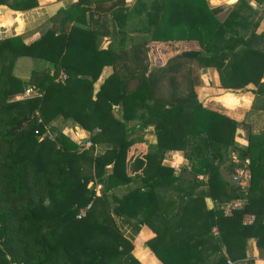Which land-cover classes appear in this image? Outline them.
<instances>
[{"label":"trees","instance_id":"obj_1","mask_svg":"<svg viewBox=\"0 0 264 264\" xmlns=\"http://www.w3.org/2000/svg\"><path fill=\"white\" fill-rule=\"evenodd\" d=\"M0 5L23 11L38 0ZM227 7L223 16L207 0H76L30 41L0 39V264H141L115 217L150 226L146 245L163 264H226L245 256L249 238L264 256V126L240 143L241 123L196 92L212 68L220 88L253 84L250 110L264 115V33L247 0ZM154 45L170 49L161 63ZM20 57L37 62L28 79L14 73ZM28 84L39 94L15 99ZM57 119L85 130L91 146L78 150ZM174 150L187 160L178 172L163 164ZM231 152L237 162L226 165ZM238 168L246 189L225 178ZM235 199L242 207L225 215Z\"/></svg>","mask_w":264,"mask_h":264},{"label":"crops","instance_id":"obj_2","mask_svg":"<svg viewBox=\"0 0 264 264\" xmlns=\"http://www.w3.org/2000/svg\"><path fill=\"white\" fill-rule=\"evenodd\" d=\"M75 1L76 0H38V5L36 7L23 11L12 10L5 5H0V39L8 36L23 35L26 41H30L35 36L39 35V29L46 23L49 17L57 13L60 9L67 8ZM207 1L211 9H218L220 13L225 16L229 10L227 6L235 5L239 0L233 3H228V0ZM247 2L248 5L256 11L253 18L254 20H258L255 32L264 33V0H247ZM29 36L32 38L28 39ZM108 41L107 38H104L102 46L105 47ZM183 44L186 47H197L194 41H183ZM18 59L16 60L14 73L21 78H25L17 73ZM111 71V66H105L103 68L99 79L94 84L95 89H98L99 85ZM202 80L203 84L196 87L198 99L204 107L218 111L241 123L237 129L236 136L240 143H245L247 141L249 132L258 133L263 129L264 115L261 112H252L250 110L254 99L253 89L255 86L253 84H248L245 90H228L220 88L218 74L216 70L212 68H207L202 72ZM16 96H18V94ZM16 96L15 99H17ZM53 124L56 125V128L58 125L62 126V129H58V132L68 137L70 140L77 136L82 138L88 137L85 130L79 126H74V123H71L70 120L57 119ZM103 149L104 146H97L95 151L101 152ZM163 164L173 167L175 171L178 172L180 167L187 165V160L183 157L182 151L174 150L164 154ZM120 188L115 190H119ZM205 202L208 209L213 207L211 198H205ZM232 202H237L240 206L233 209H240L243 205V200L239 199L225 203L222 206L225 215H229L233 210L231 209L228 211V209L224 208L228 203ZM253 219V214H245L243 222L248 223ZM115 222L123 235L131 241L132 255L139 260L141 264H163L146 245V241L155 235L150 226L146 224L136 226L134 219L130 220L119 217H115ZM213 230L216 231L215 229ZM261 243L260 240L249 238L245 247V256L243 258L229 260L232 261V264H248L249 262L253 264H264V256L260 255L259 252Z\"/></svg>","mask_w":264,"mask_h":264},{"label":"built area","instance_id":"obj_3","mask_svg":"<svg viewBox=\"0 0 264 264\" xmlns=\"http://www.w3.org/2000/svg\"><path fill=\"white\" fill-rule=\"evenodd\" d=\"M66 75L64 73H60L57 79H65ZM39 92L32 87L31 85H26L23 89V92H21L20 94H18V96H16L17 99H23V98H27V97H31V96H35L38 95ZM45 136H47L50 139H53L54 136L52 133H50L48 130L45 131ZM72 141L75 143V145L77 146L78 150H83L86 149L88 147L91 146V141L87 138H82V137H76L73 138ZM248 178V171L243 169V168H238L235 170V172L232 174V180L234 182H236L242 189H246V179ZM101 184H96L95 190L99 191L101 189ZM239 205L236 202H232V203H228L224 208L228 209V211H230L233 208H237ZM240 207V206H239ZM88 208V207H87ZM82 214H84V210L77 215V217H80ZM226 264H232V261L228 260Z\"/></svg>","mask_w":264,"mask_h":264},{"label":"rangeland","instance_id":"obj_4","mask_svg":"<svg viewBox=\"0 0 264 264\" xmlns=\"http://www.w3.org/2000/svg\"><path fill=\"white\" fill-rule=\"evenodd\" d=\"M30 38H32V37L29 36L28 39H30ZM153 52H154L153 53V59H154V62H156V63H161L162 61L165 60V58H167L171 54L170 49L165 48L163 46H159V45H154L153 46ZM18 60H19V62L17 63V73L19 75L24 76L26 79H28V77L31 74V68L33 66H37V64H36L37 62H35L33 59L28 58V57H21ZM70 122L72 123V121H70ZM75 125L78 126L77 124H74V126ZM61 127L62 126L58 125V127L56 128L57 131H58V129L59 130L62 129ZM46 129L50 133H52L53 136H54V132L50 128H46ZM127 131H128V133H130L129 128H128ZM147 136L150 137V135H147ZM150 139H151V137H150ZM95 149H97V147ZM225 159H226V161L224 163L226 165L229 163V161L237 162V159H236L235 154L233 152L228 153L225 156ZM224 174H225V178L226 179H228V177H232L231 175H228L227 172H225ZM246 184L248 185V179H246ZM132 186L133 185L120 188L119 190H114L113 193L116 194V195H122L123 193L127 192ZM96 193H99V191H96Z\"/></svg>","mask_w":264,"mask_h":264},{"label":"water","instance_id":"obj_5","mask_svg":"<svg viewBox=\"0 0 264 264\" xmlns=\"http://www.w3.org/2000/svg\"><path fill=\"white\" fill-rule=\"evenodd\" d=\"M231 0H228V3H233L234 1H236V0H234L233 2H230Z\"/></svg>","mask_w":264,"mask_h":264},{"label":"bare ground","instance_id":"obj_6","mask_svg":"<svg viewBox=\"0 0 264 264\" xmlns=\"http://www.w3.org/2000/svg\"><path fill=\"white\" fill-rule=\"evenodd\" d=\"M234 0H231L230 2H233Z\"/></svg>","mask_w":264,"mask_h":264}]
</instances>
